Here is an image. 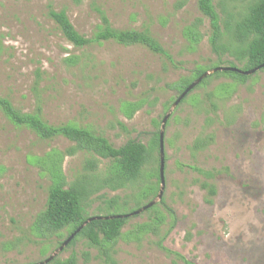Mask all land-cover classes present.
<instances>
[{"label": "rangeland", "instance_id": "374dc122", "mask_svg": "<svg viewBox=\"0 0 264 264\" xmlns=\"http://www.w3.org/2000/svg\"><path fill=\"white\" fill-rule=\"evenodd\" d=\"M197 3L0 0V97L17 110L31 113L39 105L49 125L86 129L114 148L128 140L148 146L169 113L163 204L128 217L121 237L105 247L108 260L83 238L58 252L69 231L45 239L33 224L58 176L66 187L78 180L98 183L114 171L111 160L78 150L62 136L41 140L0 112V264H39L52 256L50 262L65 261L72 254L76 264H264V70L243 82L211 74L172 109L180 94L175 86L197 68H244L229 54L212 52L209 20ZM213 4L221 17L225 9L236 20L250 0ZM49 7L65 10L87 38L101 13L114 29L147 28L172 63L144 47L113 41L76 48L48 17ZM130 103L138 104L131 116ZM197 139L210 143L192 150ZM156 167L150 161L138 181L95 191L84 202L85 215L103 216L109 200L116 202L117 215L142 210L159 192L160 184L148 199L149 186H157ZM191 167L215 172V178ZM202 181L214 185V196L201 189Z\"/></svg>", "mask_w": 264, "mask_h": 264}, {"label": "trees", "instance_id": "16d2710c", "mask_svg": "<svg viewBox=\"0 0 264 264\" xmlns=\"http://www.w3.org/2000/svg\"><path fill=\"white\" fill-rule=\"evenodd\" d=\"M198 10L209 20L210 35L209 44L212 52L221 57L229 54L238 63H244V68H238L233 63H228L227 67L238 68L242 71L252 70L264 64V0H250L247 13L240 15L235 20L234 15L222 10L221 17L215 9L213 0H198ZM48 17L56 24L62 36L76 48H84L102 42L113 41L118 45L131 47L141 46L155 55L168 59L171 63V57L161 46L147 28L141 30H119L114 29L105 14H100V24L96 27L91 37L81 35L70 22L66 11H56L52 7L48 9ZM228 42H224V39ZM213 65V68L220 67ZM215 66V67H214ZM264 70V68L259 71ZM206 69L197 68L193 72V77L185 79L175 86L181 94L192 82L198 79ZM228 75L238 81H245L249 76H244L236 72H216L214 75ZM206 81L203 79L195 88ZM194 88V89H195ZM193 89V90H194ZM192 90V91H193ZM179 94V95H180ZM189 94V93H188ZM180 102L182 103L188 96ZM138 104L130 103V116L136 111ZM0 112L16 127L26 128L35 133L41 140H52L55 137L62 136L76 144L78 150L94 153L103 159H109L112 162L114 171L111 175L98 183L95 181L81 180L76 181L69 187H66L64 178L58 176L55 183L50 187L46 207L37 216L33 229L39 237L47 239L48 237L59 234L64 230L69 231L67 238L82 226L89 218L94 217H115L117 215L112 210L117 207L114 200L104 203L105 214L103 216H86L84 202L100 188L108 187L116 190L126 183L138 181L141 171L150 161L157 165L155 174L157 186H149L148 199L150 195L158 190L159 186V131L152 136L150 144L144 145L135 140H128L119 148L112 147L108 141L96 136L86 129L76 128L68 125L51 126L46 123L41 114V107L38 105L31 113H24L17 110L9 99L0 97ZM210 143L209 140L197 139L192 150H202ZM166 166V159H165ZM87 167L94 169V162H90ZM192 170L205 178H215V172L204 171L202 169L191 167ZM219 174V172H216ZM94 182V183H93ZM92 183L94 186H92ZM200 187L206 190L209 196H214L216 190L213 184L206 181L200 182ZM150 201V200H149ZM210 202V200H208ZM163 204V202H160ZM83 204V208H82ZM153 206L149 210H153ZM84 209V210H83ZM148 211V210H147ZM130 215V214H128ZM172 217V213L170 214ZM128 217L99 219L87 223L70 241L69 246L74 244L78 238L87 240L90 248L101 250L110 260L106 246L114 243L121 237V230L127 222ZM66 238V239H67ZM164 249V248H163ZM48 264H76L74 254L65 261L53 260ZM185 264H191L185 261Z\"/></svg>", "mask_w": 264, "mask_h": 264}, {"label": "water", "instance_id": "95a60500", "mask_svg": "<svg viewBox=\"0 0 264 264\" xmlns=\"http://www.w3.org/2000/svg\"><path fill=\"white\" fill-rule=\"evenodd\" d=\"M264 68V64H262L261 66H258L255 69L252 70H247V71H242L236 67L231 68V67H216L213 68L210 72H205L204 74H202L198 79H196L194 82H192L180 95L179 97L176 99V101L173 103L172 105V109L175 108L183 99L184 97L190 93L204 78H206L207 76L214 74L216 72H226V71H230V72H236L239 73L241 75L244 76H251L253 74H255L256 72H258L260 69ZM171 109V110H172ZM169 118V113H167L162 122H161V127H160V131H159V151H158V155H159V192L157 194L156 200L152 201L150 204H148L146 207H144L142 210L133 212L130 215H125V216H115V217H94V218H89L82 226H80L76 232H74L72 235H70L63 243L62 245L59 247L58 252L62 251L63 248L65 246H67L70 241L74 238V236L89 222L93 221V220H99V219H113V218H121V217H130L133 215H138L141 211H145L146 209H148L149 207H151L152 205H154L155 202H159L161 201L163 194H164V189H165V142H164V137H165V128H166V122ZM53 256L48 258L47 260H45L42 263L39 264H46L49 263L52 260Z\"/></svg>", "mask_w": 264, "mask_h": 264}]
</instances>
